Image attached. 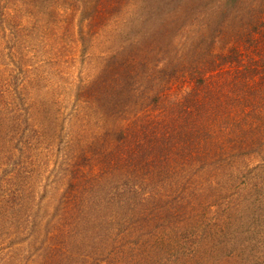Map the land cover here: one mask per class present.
Returning a JSON list of instances; mask_svg holds the SVG:
<instances>
[{"label":"rangeland","instance_id":"rangeland-1","mask_svg":"<svg viewBox=\"0 0 264 264\" xmlns=\"http://www.w3.org/2000/svg\"><path fill=\"white\" fill-rule=\"evenodd\" d=\"M201 1L0 0V264H264L258 193L215 209L213 237L212 207L171 203L177 173L146 177L155 199L117 195L121 132L151 115L156 59L193 62Z\"/></svg>","mask_w":264,"mask_h":264},{"label":"trees","instance_id":"trees-1","mask_svg":"<svg viewBox=\"0 0 264 264\" xmlns=\"http://www.w3.org/2000/svg\"><path fill=\"white\" fill-rule=\"evenodd\" d=\"M194 17L184 28L200 30L193 62L180 68L172 60L156 59L153 72L161 73L164 84L150 100L153 117L121 132L119 155L130 172L117 195L155 199L161 190L147 192L146 177L160 169L153 188L177 173L179 186L174 188L172 180L168 185L178 199L171 203L176 211L194 203L212 207L213 237L225 233L215 209L231 196L258 193L264 220V0H202ZM201 181L212 184V202L200 201L207 190ZM261 250L262 260L264 240Z\"/></svg>","mask_w":264,"mask_h":264}]
</instances>
